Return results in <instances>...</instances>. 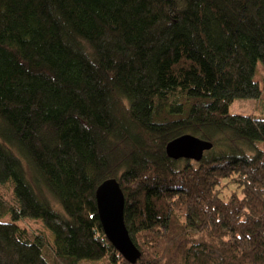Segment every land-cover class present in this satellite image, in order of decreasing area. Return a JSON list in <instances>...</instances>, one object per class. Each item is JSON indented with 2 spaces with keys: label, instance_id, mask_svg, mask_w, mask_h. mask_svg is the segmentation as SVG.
Instances as JSON below:
<instances>
[{
  "label": "trees",
  "instance_id": "obj_1",
  "mask_svg": "<svg viewBox=\"0 0 264 264\" xmlns=\"http://www.w3.org/2000/svg\"><path fill=\"white\" fill-rule=\"evenodd\" d=\"M259 61L264 0H0V264H131L111 178L136 264H264V116L230 111ZM185 134L214 146L170 158Z\"/></svg>",
  "mask_w": 264,
  "mask_h": 264
},
{
  "label": "water",
  "instance_id": "obj_2",
  "mask_svg": "<svg viewBox=\"0 0 264 264\" xmlns=\"http://www.w3.org/2000/svg\"><path fill=\"white\" fill-rule=\"evenodd\" d=\"M213 143L191 134L182 135L166 147L167 155L174 159L201 161ZM99 217L107 238L131 264L141 258V251L131 238L125 222L126 196L117 179L105 180L96 191Z\"/></svg>",
  "mask_w": 264,
  "mask_h": 264
},
{
  "label": "rangeland",
  "instance_id": "obj_3",
  "mask_svg": "<svg viewBox=\"0 0 264 264\" xmlns=\"http://www.w3.org/2000/svg\"><path fill=\"white\" fill-rule=\"evenodd\" d=\"M256 80H262L261 82L264 83V65L261 61H259L257 69H256ZM230 111L233 114H239V115H254L257 117H263L264 116V96L260 99H237L235 100L231 107ZM225 181V179L223 180ZM41 194L45 196L47 199H51L52 196L48 193L44 187L40 188ZM52 203L55 208H58L59 205L56 203L54 199H51ZM40 224V223H39ZM36 222L33 221H27V225L30 226L33 230L38 231H44L48 234H50L51 238L53 239V234L43 225H39ZM82 264H107L106 261H85Z\"/></svg>",
  "mask_w": 264,
  "mask_h": 264
}]
</instances>
